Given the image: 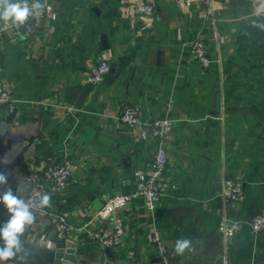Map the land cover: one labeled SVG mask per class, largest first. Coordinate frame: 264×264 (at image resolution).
Listing matches in <instances>:
<instances>
[{"label":"crops","instance_id":"obj_1","mask_svg":"<svg viewBox=\"0 0 264 264\" xmlns=\"http://www.w3.org/2000/svg\"><path fill=\"white\" fill-rule=\"evenodd\" d=\"M35 1L48 11L37 38L17 36L0 21V80L12 94L0 115V173H7L0 195L11 188L27 201L24 176L53 164L68 162L72 178L65 191L47 192L51 206L22 235L28 256L53 264L50 253L61 239L55 214L75 228L111 226L95 218L97 211L135 190L133 172L157 148L120 122L134 105L144 120L176 121L167 145L169 187L155 212L135 198L117 213L125 236L111 249L113 258L98 243L64 240L75 247L61 264H95L100 256L106 264H165L154 235L173 254L168 264H216L220 257L264 264V231L255 236L250 226L264 205V0H197L188 10L179 0ZM140 1L155 6L150 19L137 12ZM197 40L209 46L207 67L192 56ZM105 58L109 74L87 84L90 69ZM228 180L241 184L243 198H223ZM9 215L0 203V228ZM224 217L239 223L228 240L218 231ZM182 238L191 244L177 255Z\"/></svg>","mask_w":264,"mask_h":264},{"label":"built area","instance_id":"obj_2","mask_svg":"<svg viewBox=\"0 0 264 264\" xmlns=\"http://www.w3.org/2000/svg\"><path fill=\"white\" fill-rule=\"evenodd\" d=\"M205 4H211L214 0H201ZM197 0H179L181 7L185 10L190 9ZM28 5L32 14L23 25H12L10 22L4 27L15 35L26 39L37 38L39 36L41 24L47 16V8L38 4L35 0H28ZM35 5H40L36 7ZM49 10V9H48ZM137 12L150 19L155 12L152 3L140 1L137 5ZM205 16V13L202 14ZM193 58L202 66L207 67L213 61L209 56V46L203 40H197L191 45ZM111 65L107 58L101 60L93 66L85 82L90 85L101 84L109 74ZM12 103L10 85L7 81L0 80V115ZM123 126L129 129L140 130L142 140H155L157 148L151 162L133 172L135 190L130 194H116L109 198L97 211L95 218L98 220H110L109 228H98L91 224H85L75 228L68 219L62 214H55L53 222L62 240L69 242L83 243L92 241L99 245L115 249L119 247L125 236L123 222L117 217V213L127 208L135 198L144 201L146 208L150 212H155L169 187L166 178L168 166L167 145L176 129V121L170 116L154 118L152 120L143 119V109L141 106H126L119 118ZM72 178V167L68 162L53 164L46 167L41 172H33L24 176V184L29 188L32 197L37 193L52 192L61 193L65 191ZM244 192L241 184L236 180H228L223 192L226 201H236L243 198ZM251 233L255 236L264 231V205L254 214L250 222ZM239 229V223L235 220L224 217L218 226V231L225 239L233 238ZM78 232V233H77ZM80 233V234H79ZM151 242L157 246L158 255L161 260L168 264L172 257L171 250L162 242L157 235L151 237Z\"/></svg>","mask_w":264,"mask_h":264},{"label":"clouds","instance_id":"obj_3","mask_svg":"<svg viewBox=\"0 0 264 264\" xmlns=\"http://www.w3.org/2000/svg\"><path fill=\"white\" fill-rule=\"evenodd\" d=\"M40 7V5H35ZM33 15L28 5V0H0V21L10 22L12 25H23L28 18ZM5 156L3 163H9ZM7 184V173H0V185ZM19 191V189H18ZM0 203H3L9 219L0 228V264H7L10 260L24 262L30 254L21 240L26 229L33 225L36 220V213L43 214V210L51 206V196L47 192L37 193L34 197L22 199L19 195H14L11 188H8L0 195ZM190 239H177L174 251L177 255H183L189 249ZM49 249L54 245L49 241Z\"/></svg>","mask_w":264,"mask_h":264},{"label":"water","instance_id":"obj_4","mask_svg":"<svg viewBox=\"0 0 264 264\" xmlns=\"http://www.w3.org/2000/svg\"><path fill=\"white\" fill-rule=\"evenodd\" d=\"M3 63V55H0V66H2ZM13 115H15V112L12 114L11 117H13ZM71 247H75L73 243H66L64 240L59 239L57 241V248H56V252L50 253V259L49 261L53 264H61V262L63 260H69V258L67 257V254L72 253L70 250H66L67 248H71ZM105 254L109 257V258H113L112 255V250L107 248V250L105 251ZM67 255V256H66ZM28 259L31 260L33 262V264H38L35 260H33L32 258H30L28 256ZM95 264H106L105 259L103 258V256H100ZM216 264H229L225 262L224 257H220L217 259Z\"/></svg>","mask_w":264,"mask_h":264}]
</instances>
